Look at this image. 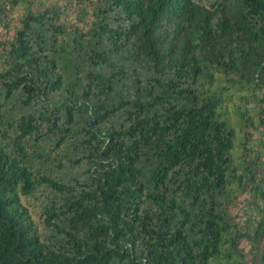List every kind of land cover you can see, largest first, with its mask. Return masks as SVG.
Masks as SVG:
<instances>
[{
	"label": "trees",
	"instance_id": "16d2710c",
	"mask_svg": "<svg viewBox=\"0 0 264 264\" xmlns=\"http://www.w3.org/2000/svg\"><path fill=\"white\" fill-rule=\"evenodd\" d=\"M0 264H264V0H0Z\"/></svg>",
	"mask_w": 264,
	"mask_h": 264
},
{
	"label": "rangeland",
	"instance_id": "374dc122",
	"mask_svg": "<svg viewBox=\"0 0 264 264\" xmlns=\"http://www.w3.org/2000/svg\"><path fill=\"white\" fill-rule=\"evenodd\" d=\"M118 120H119V118H118ZM115 122H117V123H118V121H115Z\"/></svg>",
	"mask_w": 264,
	"mask_h": 264
}]
</instances>
